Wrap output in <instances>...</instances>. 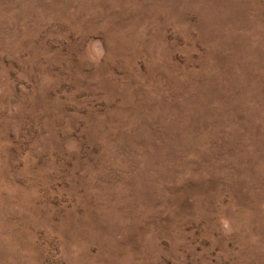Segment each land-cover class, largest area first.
<instances>
[{"label":"rangeland","instance_id":"obj_1","mask_svg":"<svg viewBox=\"0 0 264 264\" xmlns=\"http://www.w3.org/2000/svg\"><path fill=\"white\" fill-rule=\"evenodd\" d=\"M0 264H264V0H0Z\"/></svg>","mask_w":264,"mask_h":264}]
</instances>
